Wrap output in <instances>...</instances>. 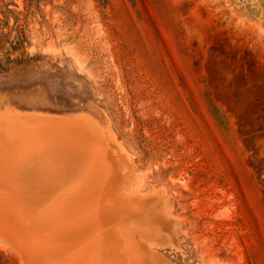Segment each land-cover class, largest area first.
Returning a JSON list of instances; mask_svg holds the SVG:
<instances>
[{
  "label": "rangeland",
  "instance_id": "1",
  "mask_svg": "<svg viewBox=\"0 0 264 264\" xmlns=\"http://www.w3.org/2000/svg\"><path fill=\"white\" fill-rule=\"evenodd\" d=\"M36 244L264 264V0H0V264Z\"/></svg>",
  "mask_w": 264,
  "mask_h": 264
},
{
  "label": "bare ground",
  "instance_id": "2",
  "mask_svg": "<svg viewBox=\"0 0 264 264\" xmlns=\"http://www.w3.org/2000/svg\"><path fill=\"white\" fill-rule=\"evenodd\" d=\"M71 137H79V136L76 135V134H73V133H72V134L68 135V138L66 139V141H70V140H71ZM73 139H74V138H73ZM74 142H75V140H74ZM79 143H81V142H79ZM79 143H78V144H79ZM81 144H82V143H81ZM126 207H127V204H126ZM122 208H125V205L122 206V207L120 208L121 210H125V209H122ZM128 210H129V209H128ZM155 210H156V209H155ZM157 210H159V209H157ZM125 211H127V210H125ZM125 211H123V214H124V213L126 214ZM153 212H154V211H153ZM157 212H159V211H157ZM157 212H156V213H157ZM160 212H161V211H160ZM116 213H117V212H116ZM120 213H121V214L119 215V216H121L120 218H122V216L124 217V215L122 214V212H120ZM106 214H108V213H104V214H103V217H106V216H105ZM161 214H162V213H161ZM112 215H113V214H112ZM131 215H132V214H131ZM162 215H164V214H162ZM95 217H96V216H95ZM96 218H97V217H96ZM107 218H108V217H107ZM107 218H106V219L104 218V219H105V220H108ZM126 218H127V216H126ZM165 218H166V216H165ZM110 219H111V218H110ZM110 219H109V220H110ZM112 219H113V218H112ZM129 219H130V218H129ZM129 219H128V220H129ZM162 219H164V218L162 217ZM92 220H93V219H92ZM98 220H99V219H98ZM109 220H108V221H109ZM113 220H115V219H113ZM128 220H127V221H128ZM133 220H134V219H133ZM116 221H117V220H115V222H116ZM130 221H131V219H130ZM166 221H167V218H166ZM96 222H98V221H96ZM160 222H161V221H160ZM98 224H99V223H98ZM123 224H124V223H123ZM137 224H139V223H137ZM93 225H94V224H93ZM124 225H125V228H127L126 224H124ZM134 225H135V223H134ZM139 225H140V224H139ZM142 225H143V224H142ZM91 226H92V225H91ZM98 226H99V225H98ZM119 226H120V225H119ZM132 226H133V225H132ZM166 226H167V225H166ZM110 227L112 228L113 226H111V224H110ZM117 227H118V226H116L115 228H117ZM133 227L136 229V227L138 228L139 226L137 225V226H133ZM99 228H100V227H99ZM111 228H110V230H111ZM134 228H133V229H134ZM140 228H141V226H140ZM120 229H121V226H120ZM120 229H117V230H120ZM127 229H128V228H127ZM133 229H131V230H133ZM112 230H113V228H112ZM112 230H111V231H112ZM117 230L114 229V231H117ZM125 230H126V229H124V231H125ZM128 230H129V229H128ZM128 230H127V231H128ZM24 231H25V230H24ZM121 231L123 232V230H120V231H118V234H119V232H121ZM138 231H139V228H138ZM112 232H113V231H112ZM112 232H111V233H112ZM131 232H132V233L129 232V235H130V234L133 235L134 232H133V231H131ZM136 232H137V231H136ZM25 233L27 234L26 231H25ZM54 234H56V233H54ZM57 234H59V233H57ZM113 234H114V233H113ZM116 234H117V233H116ZM116 234H114V235H116ZM118 234H117V236H118ZM121 234H122V233H121ZM135 234H136V233H135ZM123 235H124V233H123ZM123 235H121V236L125 238L126 235H125V236H123ZM132 235H131V236H132ZM138 235H139V233H138ZM138 235H137V236H138ZM54 236H56L55 238H58L57 235H54ZM119 236H120V235H119ZM119 236H118V237H119ZM28 237H29V236H28ZM30 237H31V235H30ZM32 237H33V236H32ZM122 237H121V239H123ZM129 237H130V236H129ZM134 237H135V236H134ZM127 238H128V237H127ZM137 238H139V237H137ZM121 239H119V240H120V242L124 241V242H122L123 245H124V243H125L127 240L125 239L126 241H125V240H122V241H121ZM130 239H131V238H130ZM105 240L108 241L109 243H111V242L109 241V239H108V240L105 239ZM105 240H104V241H105ZM110 240H111V239H110ZM106 241H105L104 244L107 243ZM130 241H132V240H130ZM133 241H134V240H133ZM136 241H137V240H136ZM32 243H33V242H32ZM101 243H103V242L101 241ZM122 243H121V245H122ZM138 243H139V242H138ZM126 244H127V243H126ZM110 245H112V243H111ZM57 246H59V245H57ZM105 246H106V245H104V247H105ZM107 246H108V245H107ZM128 246H129V245H128ZM128 246L126 245L127 249L125 250V252L129 249ZM132 246H133V243H132ZM34 247H35V248H34ZM36 247H38L37 244L33 246V249H34V253H35V255H33L32 252H31V253H27V252H25V255H26V254H28V255H33V257H34V259H33V260H34V261H33V264H40V263L46 264L48 261H47V262H45V261H40V258H42L43 255L41 254L40 251L37 250ZM101 247H102V246H101ZM101 247H100V248H101ZM104 247H103V248H104ZM112 247H113V245H112ZM120 247H121V246H120ZM124 247H125V245H124ZM124 247H123V248H124ZM129 247H130V246H129ZM109 248H111V246H110ZM114 248H115V247H114ZM114 248H111V249H109V250H112V251H113ZM123 248H121V249H123ZM131 248H132V247H131ZM25 249H26V248H24L23 251L21 252V256H23V252H24ZM63 249H65L66 251L69 250V249H67V248H65V247H64ZM104 249H106V248H104ZM65 250H62V251H65ZM60 251H61V250H60ZM66 251H65L64 255L68 252V251H67V252H66ZM92 251H93V250H92ZM117 251H121V253L118 252L117 256H118L119 253H120V254H121L120 257H122V255H123V254H122L123 250L118 249ZM93 252H94V251H93ZM101 252H102V251H101ZM107 252H108V250H107ZM113 252H114V251H113ZM125 252H123V253L125 254V255H123V256L126 257V253H125ZM149 252H150V251H149ZM62 253H63V252H62ZM68 253H69V252H68ZM72 253H73V252H72ZM72 253L70 252V254H71L70 258H71V259H70V260H67V261H69V262H71V260H72V261H76L78 258H80L79 255H77L78 258H75L76 256H74V260H73V259H72V255H73ZM102 253H103V252H102ZM115 253H116V248H115ZM132 253H133V254H132ZM132 253H131L132 256H134V251H133ZM147 253H148V252H147ZM59 254H60V252H59ZM106 254H108V253H106ZM53 255L55 256L56 254H53ZM61 255H63V254H60L59 256L61 257ZM66 255H67V254H66ZM68 255H69V254H68ZM68 255H67V258H69ZM102 255H103V254H102ZM102 255H101V256H102ZM104 255H105V254H104ZM127 255H128V251H127ZM108 256L110 257L111 255L108 254ZM115 256H116V254L113 255V257H115ZM117 256H116V257H117ZM135 256H136V255H135ZM109 257H108V258H109ZM153 257H154V256H151V258H153ZM58 258H59V257H58ZM58 258H57V259H58ZM67 258H66V259H67ZM84 258H86V257H84ZM87 258H89V257H87ZM96 258H97V257H96ZM136 258H140V257L137 256ZM141 258H142V257H141ZM75 259H76V260H75ZM82 259H83V258H82ZM93 259H94V258H93ZM100 259H102V258H100ZM122 259H123V258H122ZM122 259H121V260H122ZM126 259H127V258H126ZM126 259H125V260H126ZM132 259H133V258H132ZM146 259H147V258H146ZM154 259H155V258H154ZM63 260H65V259H63ZM88 260H89V262H90V258L87 259V263H88ZM94 260H95V259H94ZM105 260H106V259H105ZM116 260H117V259H116ZM119 260H120V259H119ZM125 260H124L123 262H125ZM140 260H141V259H140ZM140 260H139V261H140ZM143 260H144V259H143ZM143 260H142V261H143ZM78 261H79V259H78L76 262L78 263ZM82 261H83V260H82ZM97 261H99V260L97 259ZM109 261L112 262L113 264H115V262H114L115 259H114V261H112V260H109ZM117 261H118V260H117ZM137 261H138V260H137ZM76 262H75V263H76ZM149 262H150V259H149ZM149 262H148V263H149ZM23 263H24V262H23ZM67 263H68V262H67ZM79 263H80V262H79ZM82 263L84 264L85 261H83ZM96 263H97V262H96ZM112 263H110V264H112ZM88 264H89V263H88ZM99 264H100V263H99ZM118 264H119V263H118ZM143 264H144V263H143ZM150 264H151V262H150ZM152 264H153V263H152Z\"/></svg>",
  "mask_w": 264,
  "mask_h": 264
}]
</instances>
